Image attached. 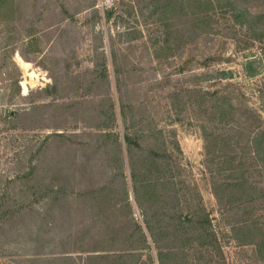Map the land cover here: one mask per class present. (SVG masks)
<instances>
[{"label": "rangeland", "instance_id": "obj_1", "mask_svg": "<svg viewBox=\"0 0 264 264\" xmlns=\"http://www.w3.org/2000/svg\"><path fill=\"white\" fill-rule=\"evenodd\" d=\"M13 1L12 22L0 26V264H40L30 212L55 172L69 194L111 192L85 217L102 246L129 216L150 247L141 262L150 254L147 264H181L174 253L183 247L187 264H264L231 229L251 218L243 210L253 204L229 201L223 181L239 160L250 161L204 146L205 132L240 139L264 129V73L249 79L242 69L246 60L264 62V41L256 40L264 36V0ZM28 30L36 33L29 43ZM100 32L105 70L94 50ZM216 92L227 98L218 104L231 105L227 118L209 101ZM32 106L39 108L16 116ZM31 166L30 178L16 179ZM256 209L253 218L264 216ZM180 222L185 236L172 232Z\"/></svg>", "mask_w": 264, "mask_h": 264}, {"label": "trees", "instance_id": "obj_2", "mask_svg": "<svg viewBox=\"0 0 264 264\" xmlns=\"http://www.w3.org/2000/svg\"><path fill=\"white\" fill-rule=\"evenodd\" d=\"M133 3V1H132ZM195 5V4H194ZM96 12V11H95ZM15 13L14 1L13 0H0V26L9 25L13 20V15ZM260 18V15L254 17L248 25V29L252 30L256 28L255 20ZM100 35V46H96L94 50L97 52V56L104 58L103 70L106 69V60L108 59L104 53V38L102 33ZM256 37V36H255ZM254 37V38H255ZM29 42L36 38V33L32 30H28L27 37ZM24 38V39H26ZM256 40L261 43L264 41V36L256 37ZM25 42V41H24ZM26 43V42H25ZM109 60L111 66L114 68L115 74L118 71L116 56L113 48V38L112 35L109 36ZM263 59L257 58L253 60H246L243 65V73L246 78H254L264 73ZM221 79H231L232 72L222 71L218 74ZM16 85L19 87V82L16 80ZM208 94V93H207ZM209 101H211L216 109L220 111L219 118L223 119L228 117L230 111L232 110L231 105L224 106L223 104H218L220 101H226V96L220 93H210ZM19 96V93H18ZM218 105V106H217ZM39 108V106H32L28 111L21 114H17V117H27L34 109ZM215 117V116H214ZM222 122V120H220ZM212 124V122H211ZM264 129H255L254 136H242V138H237V136H219L216 137L214 133L204 134L205 151L207 154L217 153L218 157L226 158L229 155L240 156V159L247 157L250 163L246 164L244 161H238L237 165L226 170L228 175L224 176L225 188L229 191L226 192L229 201L236 200L243 206L248 203L253 204V208L249 211L243 210V213L247 216L242 218L235 223V226H231L232 231H235L234 239L239 245H246L250 242L257 251L264 258V224L260 222L263 218L261 214L254 217L255 207L258 209L264 208ZM61 137V136H55ZM234 137V138H233ZM47 139V138H46ZM39 142L41 148L43 141ZM44 142V143H45ZM35 147V144L32 148ZM218 151L219 154H218ZM225 153H224V152ZM36 151L34 152V154ZM121 155V152H120ZM118 155V162L121 165V156ZM34 167L31 166L27 172L22 173L17 176L16 179L24 180L28 179L33 174ZM253 172V173H252ZM255 174L256 179L250 181L249 177ZM51 178V185L47 188L49 194L47 197L41 198L43 202L38 207L31 206V218L33 220L31 228V237L34 241L33 257L40 264H147L151 260L149 254L146 261L139 259L140 253L142 251L149 252V244L147 242V236L144 229L133 220L131 217H127L130 222L128 225L119 226L117 230L109 235L110 242L107 246H102L101 243L103 239L91 235V229L85 226L87 215H91L93 208L101 207L102 204L105 205L108 198L112 195L108 190H98L92 191L94 193H99L98 196H90L88 192H76L75 190L71 193L66 192V188L60 183V178L57 177V172L53 174ZM59 182V183H58ZM225 190V189H224ZM90 192V191H89ZM103 192L104 194H101ZM91 198H90V197ZM83 197V198H82ZM112 198V196H111ZM128 199V196H126ZM155 197L153 196L150 201H153ZM129 204V201L126 202ZM259 205V207L257 206ZM131 208V207H130ZM256 209V210H257ZM5 215V214H3ZM145 230L149 233V237L153 239V229L150 223L146 220L143 222ZM59 226H65V232H62V228ZM73 226H76V230L73 231ZM59 229L58 235H52L54 229ZM81 229H86L84 232H80ZM173 233H180V235L185 236L186 230L183 224L180 222L179 225L172 229ZM247 239H250L248 241ZM184 248L181 247L177 249L174 253L182 255L181 264H185L186 261L183 259ZM42 257V258H41ZM166 258V257H165ZM164 258V259H165ZM164 259L159 261L164 263ZM187 264V263H186Z\"/></svg>", "mask_w": 264, "mask_h": 264}]
</instances>
